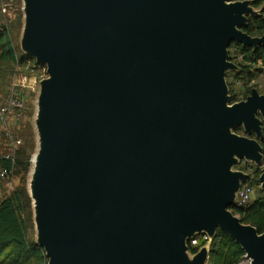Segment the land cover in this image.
Here are the masks:
<instances>
[{"label":"water","instance_id":"95a60500","mask_svg":"<svg viewBox=\"0 0 264 264\" xmlns=\"http://www.w3.org/2000/svg\"><path fill=\"white\" fill-rule=\"evenodd\" d=\"M26 4L28 53L52 76L38 167L45 173L34 185L49 264H186V237L218 228L251 264H264V233L228 210L248 180L231 171L230 154L261 158L258 142L229 131L242 122L260 131L264 113L257 90L233 105L226 97L227 47L264 45V35L242 29L245 5Z\"/></svg>","mask_w":264,"mask_h":264},{"label":"rangeland","instance_id":"374dc122","mask_svg":"<svg viewBox=\"0 0 264 264\" xmlns=\"http://www.w3.org/2000/svg\"><path fill=\"white\" fill-rule=\"evenodd\" d=\"M232 2L244 4L246 7L239 13L240 19H243L240 20V23L248 24L250 16L261 13V8L253 5V0H232ZM27 15L26 0H0V24L5 25L11 31L13 43L18 53V60L16 61L0 60V116L3 115V118L0 119V157L5 155L18 157V152L21 150H24L26 155L30 157L25 188L31 203L28 207L25 202V207L27 212L31 214L29 239L39 244L42 241V231L38 223L36 203L39 205L40 202L34 185L40 182V177L41 175L43 177L45 169H38L39 165L35 166L33 159L37 153H40L41 146L46 144L43 100L47 82L52 79V76L48 72L47 63L40 62L32 55L31 57L24 56L29 55L26 45ZM236 27L240 29L239 25ZM226 51L228 67L225 69L224 79L227 85L228 104L233 105L245 101L253 90H257L263 95L264 65L260 61L255 64L243 62L246 70L238 73L240 66L231 58L232 53L229 46ZM232 63L236 65L235 71L229 67V64ZM247 68L251 69L250 72H247ZM255 68L261 70L255 71ZM247 90L250 94L248 97H244L243 95ZM232 95H237V101L232 102L230 100ZM257 118L260 121V131L249 130L243 122L229 128L232 134L253 139L260 145L258 151L261 158L259 160L248 154H230V157L234 159L231 171L241 172L248 176V180H253L254 194L252 199L258 195L260 189H264L260 182L264 170V113L259 110ZM17 171L13 172L9 179L0 176V200L13 195L16 189L21 187L22 173L19 174ZM236 216L238 215L236 214ZM212 237L213 233L205 229L194 231L188 235L186 247L182 254L184 262L196 264L198 259H204L201 264H208L207 255ZM188 240L191 241L192 245H198L205 240H208V243L200 246L197 253H192L188 248ZM240 264H251V259L245 256Z\"/></svg>","mask_w":264,"mask_h":264},{"label":"trees","instance_id":"16d2710c","mask_svg":"<svg viewBox=\"0 0 264 264\" xmlns=\"http://www.w3.org/2000/svg\"><path fill=\"white\" fill-rule=\"evenodd\" d=\"M253 5L261 8V13L250 16L248 24L242 29L251 36H263L264 0H253ZM229 49L232 53L231 58L240 66L238 73L246 70L243 62L255 64L260 61L264 65V45L254 47L233 41L229 45ZM24 56L31 57L28 54ZM0 60H18L11 31L1 24ZM250 70L247 68V72ZM259 70L261 69L255 68V71ZM237 74L236 76H238ZM249 94L250 92L247 90L243 96L248 97ZM236 97L237 95H232L230 100L235 102L237 101ZM16 157L15 162L6 156L0 157V170L6 168L12 171V174L17 170V173H22L21 187L16 189L13 195L0 200V264H47L49 258L44 247L36 241L30 240L28 236L31 214L27 212L25 202L29 207L31 199L26 191L25 183L26 173L30 167V157L24 150L19 151L18 157ZM248 182L254 185L253 180H248ZM230 208L243 223L254 226L259 234L264 233V189H260L258 195L249 203ZM206 243L208 240L201 241L198 245H192L190 240L187 241L188 248L192 253H197L200 246ZM245 254V250L231 235L222 228H218L209 242L208 264H240Z\"/></svg>","mask_w":264,"mask_h":264},{"label":"built area","instance_id":"2783aa9c","mask_svg":"<svg viewBox=\"0 0 264 264\" xmlns=\"http://www.w3.org/2000/svg\"><path fill=\"white\" fill-rule=\"evenodd\" d=\"M3 118V115L0 116V119ZM7 158H10L14 161L15 156L14 155H5ZM10 175H12V171L4 168L0 170V176L2 178L9 179ZM9 182V180H8ZM254 194V186L250 182L242 183L240 188L237 190L235 194V203L237 206H242L247 203H249L252 200V196ZM211 241V240H210Z\"/></svg>","mask_w":264,"mask_h":264},{"label":"bare ground","instance_id":"6f19581e","mask_svg":"<svg viewBox=\"0 0 264 264\" xmlns=\"http://www.w3.org/2000/svg\"><path fill=\"white\" fill-rule=\"evenodd\" d=\"M41 160H40V153H37L36 155H35V157H34V159H33V163H34V165L36 166H38V165H40V162ZM34 191V190H33Z\"/></svg>","mask_w":264,"mask_h":264}]
</instances>
